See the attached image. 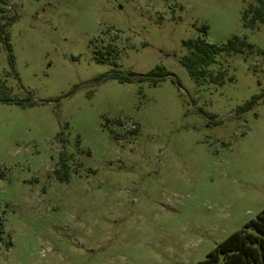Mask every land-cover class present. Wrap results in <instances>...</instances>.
<instances>
[{
  "label": "rangeland",
  "instance_id": "1",
  "mask_svg": "<svg viewBox=\"0 0 264 264\" xmlns=\"http://www.w3.org/2000/svg\"><path fill=\"white\" fill-rule=\"evenodd\" d=\"M257 5L4 0L0 80L23 104L0 101V264H195L257 218L264 24L242 17ZM234 36L242 53L189 74L186 41ZM158 67L172 75L154 84Z\"/></svg>",
  "mask_w": 264,
  "mask_h": 264
},
{
  "label": "trees",
  "instance_id": "2",
  "mask_svg": "<svg viewBox=\"0 0 264 264\" xmlns=\"http://www.w3.org/2000/svg\"><path fill=\"white\" fill-rule=\"evenodd\" d=\"M255 1L258 5L245 10L242 16L246 28H255L258 23L264 24V0ZM3 3L4 0H0V14L3 12ZM185 43L189 46L191 53L184 59L183 63L189 74L195 79H200L206 75L207 68L216 62L220 53L239 54L247 47L246 43L241 41L238 36L229 39L222 46L211 44L206 39L188 40ZM9 48H11L10 45ZM171 75L172 73L163 67H158L151 70L147 74V78H153V83L157 84ZM113 77L123 79L118 73H115ZM4 90L8 91V86L0 80V92L3 91L0 101L23 104V100L12 98ZM249 104L247 103V105ZM65 169H67V165ZM67 176L66 170L64 174L60 175V178H68ZM3 234L4 224L0 218V240L3 239ZM195 264H264V209L256 219L246 223L245 228L230 234L208 253L206 259Z\"/></svg>",
  "mask_w": 264,
  "mask_h": 264
}]
</instances>
